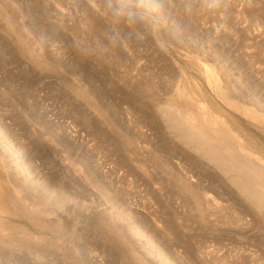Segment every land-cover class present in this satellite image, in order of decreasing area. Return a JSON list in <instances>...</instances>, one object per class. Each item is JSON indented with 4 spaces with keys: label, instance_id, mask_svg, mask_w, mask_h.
<instances>
[{
    "label": "rangeland",
    "instance_id": "rangeland-1",
    "mask_svg": "<svg viewBox=\"0 0 264 264\" xmlns=\"http://www.w3.org/2000/svg\"><path fill=\"white\" fill-rule=\"evenodd\" d=\"M262 166L264 0H0V264H264Z\"/></svg>",
    "mask_w": 264,
    "mask_h": 264
},
{
    "label": "bare ground",
    "instance_id": "bare-ground-1",
    "mask_svg": "<svg viewBox=\"0 0 264 264\" xmlns=\"http://www.w3.org/2000/svg\"><path fill=\"white\" fill-rule=\"evenodd\" d=\"M211 72H212V70H211ZM214 72V71H213ZM212 72V73H213ZM208 75H209V73H208ZM207 75V76H208ZM213 75V74H212ZM210 76V75H209ZM213 77V76H212ZM215 77V76H214ZM217 77V76H216ZM215 77V78H216ZM209 78V77H208ZM213 79V78H212ZM214 80V79H213ZM216 80H217V78H216ZM209 81H210V79H209ZM219 81V80H218ZM216 81H213V83H215ZM210 83H212V82H210ZM220 86H221V83H220ZM216 87V86H215ZM217 87H219V85L217 86ZM217 87L215 88V89H217ZM217 91H218V89H217ZM220 91V90H219ZM222 92V91H221ZM185 93V92H184ZM187 93V92H186ZM223 93H224V91H223ZM183 95V94H182ZM188 95V94H187ZM184 96V95H183ZM185 96H186V94H185ZM184 96V97H185ZM189 97V96H188ZM188 97H186V98H188ZM202 106V105H201ZM201 108H203V107H201ZM239 110V109H238ZM246 111H249L247 108H246ZM250 115H251V113H250ZM247 116H249V114L247 115ZM252 116H253V114H252ZM250 117V116H249ZM252 118V117H251ZM257 117L255 116V119H256ZM253 119H254V116H253ZM263 120V119H262ZM218 121V120H217ZM212 122V121H211ZM212 124V123H211ZM214 124V123H213ZM218 124V123H217ZM216 125V124H215ZM222 125V124H221ZM230 132V131H229ZM232 138H233V136H231ZM220 138V137H219ZM235 138V137H234ZM247 145V144H246ZM250 146V145H249ZM231 149V148H230ZM209 151H211V150H209ZM208 151V152H209ZM210 153V152H209ZM229 153H230V151H229ZM258 154V153H257ZM207 155V154H206ZM253 161V160H252ZM256 161V160H255ZM256 163V162H255ZM259 163V162H258ZM257 163V164H258ZM217 165V164H216ZM219 166V165H218ZM258 166H261V165H258ZM262 169L264 168L263 166L261 167ZM258 180V179H257ZM261 180V179H260ZM235 181V180H234ZM235 183V182H234ZM237 183V182H236ZM260 183H262V182H260ZM239 184V183H238ZM239 186V185H238ZM264 192V191H263ZM262 192V193H263ZM264 194V193H263ZM256 200V199H255ZM263 200V199H262ZM263 205H264V203H263ZM260 207H262L261 205H260Z\"/></svg>",
    "mask_w": 264,
    "mask_h": 264
}]
</instances>
